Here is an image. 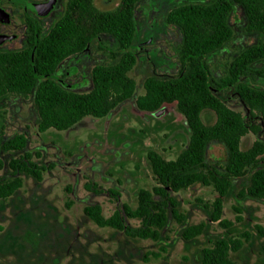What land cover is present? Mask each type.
Here are the masks:
<instances>
[{"label":"trees","instance_id":"16d2710c","mask_svg":"<svg viewBox=\"0 0 264 264\" xmlns=\"http://www.w3.org/2000/svg\"><path fill=\"white\" fill-rule=\"evenodd\" d=\"M25 1V44L15 50L0 48V107L10 95L29 98L40 133L67 130L86 117H106L135 96L136 83L127 73L136 64L141 7L148 8L145 16H153L159 7L163 22L179 33L175 71L147 76L134 105L139 111L154 113H160L164 105L175 106L188 130L186 144L173 159L153 149L146 152L155 183L150 189L136 191L133 206L119 203L116 189L104 190L88 180L84 184L87 191L111 195L114 203L108 215L97 203L83 207V215L95 226L157 242L169 223H185L175 194L194 185L210 187L216 193L206 207L209 220L224 228L232 226L222 219V213L224 198L235 184L246 179L237 193L239 198L264 200V0H120L112 10H99L94 0H65L60 15L49 26L29 7L41 0ZM3 3L8 0H0ZM235 28L250 42L239 40L226 70L217 75L211 60L233 39ZM102 39L109 45L103 47ZM94 43L107 61L91 66L88 91L57 82L53 75L60 64L85 56ZM231 96L239 109L228 105ZM205 110L214 113L212 124L202 121ZM246 135L254 140L242 149ZM26 141L25 133L0 141V152H18L5 160L0 156V202L14 196L25 178L40 182L52 168L37 161V152L26 150ZM215 144L224 149L222 162L209 156ZM204 229L202 221L188 224L180 236L189 241ZM256 229L264 235L263 227ZM243 236L216 238L201 248L197 263L184 259V264H236L230 254L242 248ZM27 237L31 244L36 243L35 235L27 233Z\"/></svg>","mask_w":264,"mask_h":264},{"label":"rangeland","instance_id":"374dc122","mask_svg":"<svg viewBox=\"0 0 264 264\" xmlns=\"http://www.w3.org/2000/svg\"><path fill=\"white\" fill-rule=\"evenodd\" d=\"M13 1L20 3L22 0ZM119 1L94 0V5L99 10H112ZM64 2L59 3L61 11ZM159 10L156 7L153 16L148 13L146 17L148 8L145 6L138 13L137 59L127 73L136 83L135 96L143 93L142 82L147 76L173 74L177 65L179 33L174 26L163 22ZM40 21L46 23L44 19ZM18 25L16 15L11 18L8 28ZM240 32L235 28L233 39L211 60L215 74L224 73L239 40L242 39L243 44L250 42ZM101 41L103 47L109 45L106 39ZM9 46L17 48L18 44ZM96 46V43L92 44L88 57L84 58L87 72L80 79L82 83L78 88L82 91H88L90 87L87 73L91 66L107 61L106 54ZM135 96L106 117H86L67 130L49 129L43 133L36 129V114L29 98L10 95L3 100L0 141L25 133L26 150L37 152V161L52 168L44 173L40 182L25 178L22 188L14 196L0 202V263L184 264V259L197 263L201 248L210 241L243 234L240 238L243 246L237 253L230 254L231 259L236 264H264V235L256 229V226L264 228V200L237 196L246 179L235 184L224 198L222 219L232 223L228 228L209 220L206 205L213 201L216 193L210 187L199 185L175 194L186 216L185 223L180 226L169 223L157 242L132 239L114 230L99 228L83 215V207L88 204H100L105 215L114 207L111 195H94L84 188L88 180L104 190L116 189L120 194L118 202L133 206L136 191L150 189L155 183L147 165L146 152L153 149L165 158L173 159L186 144L188 130L175 106L164 105L160 113L139 111L134 105ZM228 103L239 109L235 97L231 96ZM201 118L205 124L215 121L214 113L209 110L203 111ZM253 140V136L246 135L241 140V148L246 149ZM17 153L1 151L0 156L5 160ZM224 155L220 145L210 148V158L222 162ZM237 216L239 221L235 220ZM201 221L205 223L202 235L189 241L181 238L186 225ZM27 233L35 235L34 245L28 240Z\"/></svg>","mask_w":264,"mask_h":264},{"label":"flooded vegetation","instance_id":"af4514ba","mask_svg":"<svg viewBox=\"0 0 264 264\" xmlns=\"http://www.w3.org/2000/svg\"><path fill=\"white\" fill-rule=\"evenodd\" d=\"M48 1L50 0H41L35 3H45ZM52 1H53V7L51 11L46 16H39L44 20H46L45 23L46 26H49L51 23H53L56 20L55 18L56 14L58 17L61 13L59 3H61L62 0L61 1L52 0ZM6 5L4 3L1 4L0 9L5 10L9 14L10 20L13 16L17 15L19 19V25L13 27L12 29H9L8 26L10 24V21L8 23H2L0 21V35L12 36L11 39L4 40L0 44V48L5 50H15L21 48V46L25 44L26 26L24 23V16L27 14L26 1L22 0L20 3H16L13 0H8V4ZM9 6H11L10 9L7 8ZM149 30L152 29L149 27ZM150 38L151 35H149L146 42L149 43ZM14 43L18 44L17 48L9 46ZM136 48L138 49V46H136ZM88 54L89 52H87L85 56H80V57L77 56L74 57L73 59L67 60L65 63L60 64L59 68L56 70V72L53 75L55 80L69 88L78 89L79 87H81L82 81L80 79L84 78V75L87 72V62L84 60V58H87Z\"/></svg>","mask_w":264,"mask_h":264},{"label":"water","instance_id":"95a60500","mask_svg":"<svg viewBox=\"0 0 264 264\" xmlns=\"http://www.w3.org/2000/svg\"><path fill=\"white\" fill-rule=\"evenodd\" d=\"M190 1H200V0H190ZM29 7L38 16H46L51 11V9L53 7V1L50 0V1L45 2V3H34V4H31ZM0 21L2 23H8L10 21L9 14L3 9H0ZM11 38H12V36L0 35V44L4 40L11 39Z\"/></svg>","mask_w":264,"mask_h":264}]
</instances>
